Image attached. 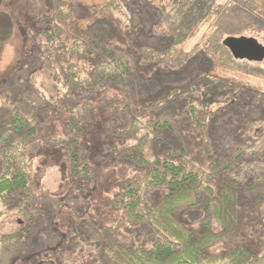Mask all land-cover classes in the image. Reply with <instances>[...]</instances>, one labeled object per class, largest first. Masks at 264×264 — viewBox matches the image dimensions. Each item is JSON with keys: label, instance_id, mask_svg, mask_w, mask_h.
Segmentation results:
<instances>
[{"label": "rangeland", "instance_id": "1", "mask_svg": "<svg viewBox=\"0 0 264 264\" xmlns=\"http://www.w3.org/2000/svg\"><path fill=\"white\" fill-rule=\"evenodd\" d=\"M252 1L215 0V7H225L234 36L264 45L262 6L255 0L253 12ZM172 7L169 0H0V134L15 113L41 125V137L27 147L37 187L29 206L34 217L9 211L25 203L23 196L0 203V212L9 211L0 215V237L12 236L0 240V264H111L101 231L124 215L112 207L120 184L140 173L119 156L147 133H123L134 119L166 124L151 131L148 157L182 152L191 168L216 174L215 187L239 185L246 206L256 203L257 215L248 219L258 236L251 245L263 243L264 74L255 69L264 71V62L227 66L207 50L223 13H206L204 1L191 8L186 24L206 14L178 45L171 30L184 28ZM78 46L87 52H64ZM120 56L132 69L125 83L95 93L87 85L68 89L70 66L87 74L98 59ZM71 137L90 164L75 175L66 148ZM242 152L261 156L230 165ZM149 237L144 227L123 241Z\"/></svg>", "mask_w": 264, "mask_h": 264}, {"label": "trees", "instance_id": "2", "mask_svg": "<svg viewBox=\"0 0 264 264\" xmlns=\"http://www.w3.org/2000/svg\"><path fill=\"white\" fill-rule=\"evenodd\" d=\"M169 1L177 15L182 17V24L178 27L184 29L174 27L171 30L177 37L178 45L184 44L188 39L187 29L206 13L216 9V12L223 13L221 28L216 35L210 37L211 45L207 50L216 54L220 62L227 66L236 64L237 60L248 61L233 55L230 44L231 40L238 39L234 36V28L237 27H230L231 20L225 17L224 6L215 7V0ZM203 1L206 13L196 17L190 23L192 25L188 26L186 21L191 8L197 3L203 4ZM249 3L250 9L256 11L255 0ZM258 5L259 11L262 6L258 15H264V0H259ZM261 21L264 23V16ZM60 29L61 27L56 26L55 31ZM86 47L85 49H90L92 45ZM85 49L78 46L64 52L83 55L87 52ZM255 70L264 74L261 69ZM68 72L65 75L69 77L67 82L71 84H68L69 90L76 91L78 86L87 85L95 93L106 84L125 83L132 69L128 57L120 56L106 61L98 59L93 70L87 74L73 66L69 67ZM164 126L166 124L154 120L134 119L129 129L123 132L128 136L140 130L147 133L137 145L130 146L119 154L122 160L133 164L140 173L137 178L120 184L112 207L123 211L124 215L115 225L104 227L101 231L106 237L105 253L111 264H264V241L256 246L251 245L253 241H257L255 239L258 236L248 229V219L251 215H257L256 203L246 206V200L238 190L239 185L224 182L222 186L215 187L216 174L201 168H191L182 152L174 151L173 156L155 160L145 154L146 146L151 140V131ZM74 128L77 126L72 123L71 129ZM17 134L22 135L17 138ZM40 137L41 125L19 113L11 116L9 128L0 134V203L8 201L14 195L23 196L25 203L9 211L19 210L26 219L34 217L29 206L37 200L35 176L30 167L27 147ZM77 142L78 137H71L66 142L73 175L82 166L90 167L85 153L77 148ZM242 156L252 158L261 156V153H239L230 165L239 163ZM88 174L93 180V171H88ZM9 211L0 212V215H6ZM185 217L189 220L186 221ZM144 227L150 232L147 241L142 240L138 244L123 241L124 236L131 235L133 229L140 232ZM260 233L264 237V229ZM9 237L12 236L0 237V240H7Z\"/></svg>", "mask_w": 264, "mask_h": 264}, {"label": "water", "instance_id": "3", "mask_svg": "<svg viewBox=\"0 0 264 264\" xmlns=\"http://www.w3.org/2000/svg\"><path fill=\"white\" fill-rule=\"evenodd\" d=\"M230 47L238 59H251L257 63L264 62V45L253 37H240Z\"/></svg>", "mask_w": 264, "mask_h": 264}, {"label": "flooded vegetation", "instance_id": "4", "mask_svg": "<svg viewBox=\"0 0 264 264\" xmlns=\"http://www.w3.org/2000/svg\"><path fill=\"white\" fill-rule=\"evenodd\" d=\"M246 60H248V61H253V60H251V59H248V58H247ZM253 62H255V61H253Z\"/></svg>", "mask_w": 264, "mask_h": 264}]
</instances>
